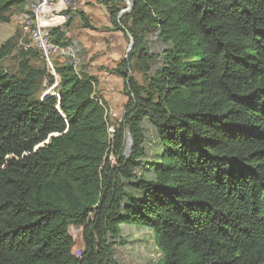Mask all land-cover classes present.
<instances>
[{"label":"trees","instance_id":"obj_1","mask_svg":"<svg viewBox=\"0 0 264 264\" xmlns=\"http://www.w3.org/2000/svg\"><path fill=\"white\" fill-rule=\"evenodd\" d=\"M25 1L0 0V23ZM133 1L119 20L126 0H96L132 40L115 123L88 72L57 64L59 91H45L56 78L39 52L0 45V264H119L123 224L154 231L156 264H264V0ZM148 28L167 45L153 75ZM53 40L71 41L65 28Z\"/></svg>","mask_w":264,"mask_h":264},{"label":"rangeland","instance_id":"obj_2","mask_svg":"<svg viewBox=\"0 0 264 264\" xmlns=\"http://www.w3.org/2000/svg\"><path fill=\"white\" fill-rule=\"evenodd\" d=\"M101 9H103V7L100 5L94 8V10L98 13L97 17L99 21H97L96 24L100 26L99 28H96L93 25H91L90 20L89 19L86 20L85 17L81 15L82 9L80 4L78 8V13L75 14L76 18H73L71 22H69V24L66 26L69 27L66 30L68 31L67 35L70 37V40L77 41L80 47L81 50L80 67L82 69L85 68L87 70L86 72H88L89 68L91 71H93L94 68L92 66V59H91L92 56L88 57L86 48L84 47V44L81 42L80 36L82 35L83 32H86L87 34L92 33L94 36L97 37V36H101V33L106 30L107 26L104 25L105 21L102 16V12L100 11ZM20 12H21L20 9L14 8L12 10V18L10 22L0 23V45H2L8 38L16 37L15 40L17 43V48L15 49L13 55H15L22 47L20 41V36H21L20 23L18 19V15ZM124 21L127 25H130V22L126 18L124 19ZM73 24H76V26L72 27ZM74 28H77L79 31L76 30L70 31V29L73 30ZM158 33L159 31L157 29L148 28L147 32L144 35L145 45L148 48L150 54L153 56V59L150 61L151 69L148 72V74L150 75H153L155 70L163 65L164 63L163 58L165 55L164 50L167 48V45L161 40ZM124 35H125V31H124ZM131 41H132L131 36L125 35V47L121 52L120 58L126 57L128 52H130ZM104 52L105 54L108 53L106 49H104ZM12 56L6 58L3 61V65L7 70L16 72L17 64ZM119 60L120 59H118L116 62H119ZM60 61H61L60 59L54 58L55 63H60ZM34 64L36 66L44 67L46 63L39 56L38 59L34 60ZM132 68H133L132 74L137 78V80L140 83L146 85L148 82V76L137 67L135 61L132 62ZM97 69L102 71L103 69H105V66L97 67ZM95 77L98 80L97 86L100 89L101 82L99 81L96 75ZM55 84H57V82ZM44 85L45 83H43V86ZM45 91H52L54 93H58L56 91L59 90L58 87L51 86L48 88V90ZM120 96H121L120 102L110 100V103L107 102L108 105L106 104L111 123H115L116 121L121 120L124 114V103L127 100V97L125 96L124 93V89L120 92ZM144 128H145V136L147 139V141L145 142V150H146V154L144 156L146 158L145 160L148 162L158 160L159 159L158 153L160 152V147H159V139L156 129L148 120L144 121ZM126 144H127L126 154L128 155L132 148V140L130 137L127 138ZM150 164L151 163H149V166ZM138 171L141 172V170ZM145 175L151 178L154 176V173L152 171H148V172L146 171ZM121 227H122L121 238L116 239V245H115L116 250L114 253L115 258L117 259L119 264H156L160 260V258L162 257V251L156 245V236L153 230L135 224H123ZM74 250L75 252L77 251L78 253L83 250V243L80 234L77 237V243L75 245Z\"/></svg>","mask_w":264,"mask_h":264},{"label":"built area","instance_id":"obj_3","mask_svg":"<svg viewBox=\"0 0 264 264\" xmlns=\"http://www.w3.org/2000/svg\"><path fill=\"white\" fill-rule=\"evenodd\" d=\"M129 3L130 1L126 0L127 7L123 10H129ZM78 8L79 0H26L18 15L22 47L39 52L48 71L55 76L57 84V64H70L79 75L82 71H87L80 67L81 50L77 41L71 40L67 44H60L53 40V30L65 28L73 18H76ZM54 58L60 59L61 64L55 63ZM138 170H141L138 171L139 174L143 171Z\"/></svg>","mask_w":264,"mask_h":264},{"label":"crops","instance_id":"obj_4","mask_svg":"<svg viewBox=\"0 0 264 264\" xmlns=\"http://www.w3.org/2000/svg\"><path fill=\"white\" fill-rule=\"evenodd\" d=\"M79 4L81 5V9L86 17V20L89 19L90 24L96 28H99L100 26L96 24L99 19L97 17L98 13L94 10V8L98 5L103 7L100 11L102 12V16L105 21L104 25L107 26L106 30L101 33V36L97 37L92 33L87 34L86 32H83L80 38L86 48L88 57L92 56V66L94 69L91 71L89 68L88 73L97 80L95 77L96 75L101 82V90L97 86V91L101 96L103 95V99L108 103H110V100L120 102V92L124 89V81L123 78L115 72V68L123 59L120 57L121 52L125 47V29H116L111 23L110 14L106 6L97 3L96 0H80ZM75 26L76 24H73L72 27ZM67 28L69 27H65V30ZM74 30L79 31L77 28H74L73 30L70 29V31ZM66 32L68 34L67 30ZM104 49L108 51L107 54H105ZM118 59H120L119 62H116ZM101 66H105V69L102 71L97 69V67Z\"/></svg>","mask_w":264,"mask_h":264},{"label":"water","instance_id":"obj_5","mask_svg":"<svg viewBox=\"0 0 264 264\" xmlns=\"http://www.w3.org/2000/svg\"><path fill=\"white\" fill-rule=\"evenodd\" d=\"M129 1H130V3H129V6H130L129 10H128V11H125V10L121 11L120 14H119V16H118L119 20H120L124 15L128 14L129 12H131V9H132V7H133V5H134V1H133V0H129ZM131 45H132V44H131ZM49 92H50V91H49ZM49 92H48V93H49Z\"/></svg>","mask_w":264,"mask_h":264}]
</instances>
